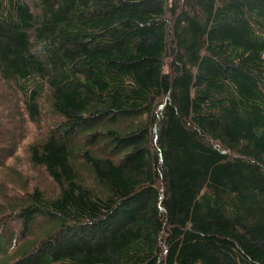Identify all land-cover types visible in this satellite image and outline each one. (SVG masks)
Instances as JSON below:
<instances>
[{
    "label": "trees",
    "instance_id": "16d2710c",
    "mask_svg": "<svg viewBox=\"0 0 264 264\" xmlns=\"http://www.w3.org/2000/svg\"><path fill=\"white\" fill-rule=\"evenodd\" d=\"M0 79L62 118L0 264H264V0H0Z\"/></svg>",
    "mask_w": 264,
    "mask_h": 264
},
{
    "label": "rangeland",
    "instance_id": "374dc122",
    "mask_svg": "<svg viewBox=\"0 0 264 264\" xmlns=\"http://www.w3.org/2000/svg\"><path fill=\"white\" fill-rule=\"evenodd\" d=\"M22 98L21 93L0 79V147H3L0 151V203L7 208L2 211L4 215L7 210L12 211L10 207H16L15 201L24 192L35 187L48 194L56 192V186L45 170L30 162L28 145L43 138L62 118L53 113L45 98L41 100L38 122L31 121ZM9 202L13 206H9ZM7 223L9 225L5 226L10 232L19 227L13 225L12 219L8 218ZM4 232V235L10 233Z\"/></svg>",
    "mask_w": 264,
    "mask_h": 264
}]
</instances>
